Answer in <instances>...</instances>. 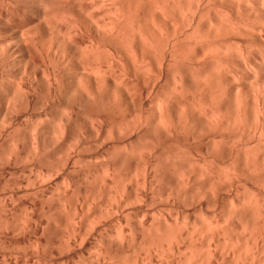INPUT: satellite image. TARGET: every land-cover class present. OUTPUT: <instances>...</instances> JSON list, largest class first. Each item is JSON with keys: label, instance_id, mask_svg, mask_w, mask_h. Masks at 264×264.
<instances>
[{"label": "clouds", "instance_id": "9594fccd", "mask_svg": "<svg viewBox=\"0 0 264 264\" xmlns=\"http://www.w3.org/2000/svg\"><path fill=\"white\" fill-rule=\"evenodd\" d=\"M0 264H264V0H0Z\"/></svg>", "mask_w": 264, "mask_h": 264}]
</instances>
